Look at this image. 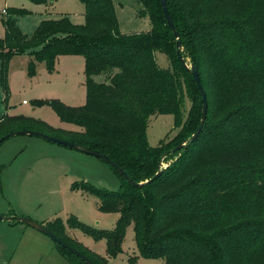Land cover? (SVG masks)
I'll return each instance as SVG.
<instances>
[{"label":"trees","instance_id":"16d2710c","mask_svg":"<svg viewBox=\"0 0 264 264\" xmlns=\"http://www.w3.org/2000/svg\"><path fill=\"white\" fill-rule=\"evenodd\" d=\"M138 1L149 14L152 29L129 35L120 32L113 0H81L84 24H73L63 15L44 20L31 36L23 34L16 22L28 12L9 9V17L2 19L5 36L0 38V84L6 97L10 62L23 54L29 57L30 77L40 63L52 73L60 57L82 56L87 95L79 108L57 100L35 101L52 106L62 121L83 132L53 129L29 116L4 115L0 139L34 131L75 142L107 155L136 183L153 179L165 160L179 156L158 179L142 187H133L113 167L121 179L118 191L87 182L75 185L100 200V212L120 215L110 231L91 228L73 215L67 221L94 240H105L108 258L90 253L69 237L61 218L45 227L94 264L117 258L131 225L139 255L146 259H163L165 264H264V166H250L264 159V141L250 136L264 130V0H167L182 56L197 67L207 95V119L193 143L189 140L202 119L201 93L177 57V40L160 0ZM158 52L169 57L171 71L158 66ZM101 74L109 82H97L95 77ZM185 92L193 104L185 127L191 135L166 151L164 142L150 147L149 119L172 115L179 124ZM222 114L226 125L236 122L244 136L230 140L227 129L215 134L214 120ZM205 138L221 140L206 156L212 163L208 170L197 167L196 154ZM184 142L187 146L176 150ZM58 249L70 264H87L59 245Z\"/></svg>","mask_w":264,"mask_h":264},{"label":"rangeland","instance_id":"374dc122","mask_svg":"<svg viewBox=\"0 0 264 264\" xmlns=\"http://www.w3.org/2000/svg\"><path fill=\"white\" fill-rule=\"evenodd\" d=\"M113 1L122 34L151 31L149 14L138 0ZM9 9L28 12L27 15L16 18L19 29L28 36L33 35L44 20L58 19L63 15H68L73 24L85 23V6L81 0H56L53 5L34 4L29 0H0V38L5 36L2 19L9 17L7 13ZM156 60L160 68L172 70L170 59L166 54L158 52ZM187 61L189 62L190 59L188 58ZM28 63L27 54L15 56L10 62L7 97L0 84V117L29 116L46 123L53 129L83 132V129L77 125L62 121L52 106L35 103V101L57 100L66 106L83 107L87 95L83 57H61L52 73L48 71L46 64L40 63L33 77L28 75ZM95 80L99 83L109 82L106 74L95 77ZM192 109V101L185 92L184 108L179 124H175L172 115L152 116L147 127L149 146L157 147L164 142L166 151L190 136L185 127ZM225 115L222 114L214 120L216 131L214 133L220 130V134L227 129L230 140L236 135L244 136V132L236 122L232 127L226 125ZM250 136L264 141V130H259L256 135L253 132ZM177 138L178 140L173 142ZM36 141H43L40 143L57 147L63 152L36 147ZM44 141L46 140L38 137L17 136L7 140L0 147V167H3L1 185L2 190L4 185L6 191L3 195L0 193V215H3L2 212L8 208L10 211L7 214L10 215L7 217H12L14 215L12 213H16L17 215L14 216L28 218L44 226L56 218H61L69 237L80 242L90 253L108 258L105 240L96 241L81 230L72 228L67 221L73 215L91 228L113 230L120 215L100 212V200L80 188L75 189V185L87 182L99 189L118 191L121 187V179L112 167L101 159ZM220 142L218 138L204 139L199 146L200 151L196 154L200 162L197 164L198 168L209 169L212 163L207 162L206 156L212 153L211 151ZM206 149L209 152H206ZM178 158L179 156L176 155L165 160L162 169L175 164ZM250 166L262 169L264 159L258 158ZM11 224L8 221H0V264H70L60 253L58 244L49 236L37 230L42 238L29 236L23 232L24 228H13ZM108 261L109 264H165L163 259L140 257L133 225L127 229L122 252L117 258Z\"/></svg>","mask_w":264,"mask_h":264},{"label":"water","instance_id":"95a60500","mask_svg":"<svg viewBox=\"0 0 264 264\" xmlns=\"http://www.w3.org/2000/svg\"><path fill=\"white\" fill-rule=\"evenodd\" d=\"M162 8H163V12H164V16L165 19L167 20L168 26L171 28V30L174 33V36L177 40L176 43V47H177V57L180 61V63L188 70V72L193 76L197 87L201 93L202 96V100H203V111H202V119H201V123L199 128L197 129V131L193 134V136L191 137V139L189 140V143H193L201 134L202 130H203V126L206 122L207 119V110H208V101H207V95L206 92L203 88V85L201 83V78H200V74L199 71L197 69L196 66L193 65H188V63L185 61V59L182 56V41L180 40V36L179 33L177 32L175 25L171 19V16L169 14L168 8H167V0H160ZM17 136H30V137H38V138H42L48 142L57 144V145H61V146H65L68 147L72 150L96 157L98 159H101L103 161H105L107 164H109L111 167H113L114 169H116V171L125 179L127 180L133 187H142L146 184H149L151 182H153L154 180L158 179L164 172V170L166 168L160 169L158 171V173L156 174V176L145 182V183H136L133 180H131L129 178V176L127 175V173L125 171H123L121 168H119L107 155L96 151V150H92L90 148L84 147L78 143L75 142H71V141H67V140H63L57 137H53V136H49L43 133H39V132H34V131H18V132H14V133H10L8 135H6L5 137L0 139V147L3 145V143H5L7 140L11 139V138H15ZM188 144V142H184L181 145H179L177 147L176 150H181L183 147H186ZM162 166V164H161ZM0 221H8V222H19L22 223L26 226H29L47 236H49L55 243H57L59 246H61L63 249L67 250L68 252H70L72 255L80 258L82 261L86 262L87 264H94L91 260H89L86 256H84L82 253H80L79 251H77L76 249H74L73 247H71L70 245H68L66 242H64L61 238H59L57 235H55L52 231H50L47 227H45L44 225L37 223L35 221H32L31 219L28 218H24V217H18V216H12V217H7L4 215H0Z\"/></svg>","mask_w":264,"mask_h":264},{"label":"crops","instance_id":"0c3cea01","mask_svg":"<svg viewBox=\"0 0 264 264\" xmlns=\"http://www.w3.org/2000/svg\"><path fill=\"white\" fill-rule=\"evenodd\" d=\"M63 57V56H62ZM61 58V57H60ZM59 58V59H60ZM4 116V115H3ZM3 116H1V117H3ZM0 117V118H1ZM40 142H43V141H36V147H41V148H46V149H49V150H51V151H54V152H63V151H60V149H57V147H52L51 145H46V143H40ZM44 142H46V141H44ZM29 143V142H28ZM27 144V143H26ZM63 154H65V155H69V154H73V153H63ZM2 167V166H1ZM3 171V170H2ZM1 174H2V172H1ZM4 192H6L5 191V188H4V185H3V190H2V185H1V189H0V193H2V195L4 194ZM10 210L8 209V208H6V210H4V212H2V214L3 215H6V216H8V215H10V214H7L8 212H9ZM11 213V212H10ZM12 214H15V215H17L16 213H12ZM11 226L13 227V228H17V227H21V228H24V229H22V230H24L23 232L24 233H27L29 236H36L37 238H42V237H40L41 235H39L40 233H37V231L35 230V229H33V228H31V227H26V226H24V225H22V224H11ZM31 228V229H30Z\"/></svg>","mask_w":264,"mask_h":264},{"label":"built area","instance_id":"2783aa9c","mask_svg":"<svg viewBox=\"0 0 264 264\" xmlns=\"http://www.w3.org/2000/svg\"><path fill=\"white\" fill-rule=\"evenodd\" d=\"M5 12V11H4ZM24 103H25V101H24Z\"/></svg>","mask_w":264,"mask_h":264}]
</instances>
